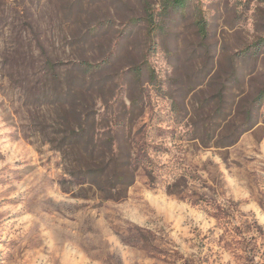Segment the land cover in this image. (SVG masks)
<instances>
[{
  "label": "rangeland",
  "instance_id": "374dc122",
  "mask_svg": "<svg viewBox=\"0 0 264 264\" xmlns=\"http://www.w3.org/2000/svg\"><path fill=\"white\" fill-rule=\"evenodd\" d=\"M164 1L0 0V264H264V123L204 147L243 132L264 87V0L169 14ZM81 62L102 68L82 76ZM70 91L102 134L124 123L137 169L126 200L90 197L66 173L51 142ZM131 99L132 117L105 108Z\"/></svg>",
  "mask_w": 264,
  "mask_h": 264
},
{
  "label": "trees",
  "instance_id": "16d2710c",
  "mask_svg": "<svg viewBox=\"0 0 264 264\" xmlns=\"http://www.w3.org/2000/svg\"><path fill=\"white\" fill-rule=\"evenodd\" d=\"M188 3L189 0H165L163 4L164 13L169 14L170 11L185 9L188 7ZM146 22L154 31L158 29V26L154 24V16L152 14L147 16ZM196 24L199 36L203 40H207L209 34L208 26L202 15L199 16ZM262 44L264 45V40ZM246 53H249V51ZM255 54L256 57L254 59L257 60L260 53L255 52ZM231 61H233L232 75L239 80L234 58ZM45 65L49 75H52L51 80L55 83H61L63 78L59 69L60 64L55 63L51 58L47 57ZM76 67L82 76L95 74L102 68V66L89 65L85 62L79 63ZM133 72L137 80L140 81L143 77L142 66H137ZM79 88H82V86H79ZM64 96H67V99ZM61 97L62 100L66 99L65 101L60 100L61 108L65 114L64 123L62 124L64 125V129H57L54 132L56 138L51 143L61 154L66 173L78 180L82 186L87 187L86 191L90 194V197H97L103 202L126 200L129 189L136 182L137 169L133 162L130 143L124 144L119 140L120 134L118 132L123 128L124 123H113L112 129L108 133L104 132L102 134L99 132L97 123L99 114L94 110L95 107L88 105L85 101L79 99L76 94L71 93V91ZM224 103L225 100L220 99L218 102L219 108H222ZM136 107L137 102L131 99L130 105L127 106L123 103L122 111L117 113L112 109L113 106L105 104L107 112H110L112 117L115 115L132 117L135 115ZM263 107L264 87L243 111L245 118L242 125L245 127V130L233 136L227 142H221L218 139L214 142L213 146L204 144V147L230 148L235 146L244 133L264 123L257 115ZM108 123L107 127H110L111 121ZM108 135L110 137L106 139L105 136ZM85 197L88 198V196Z\"/></svg>",
  "mask_w": 264,
  "mask_h": 264
}]
</instances>
